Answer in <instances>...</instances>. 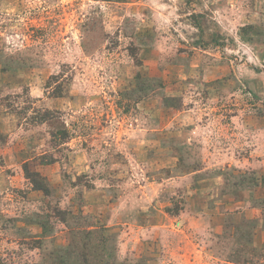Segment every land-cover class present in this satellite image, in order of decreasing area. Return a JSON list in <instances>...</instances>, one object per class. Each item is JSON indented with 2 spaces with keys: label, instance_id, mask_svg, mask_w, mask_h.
Segmentation results:
<instances>
[{
  "label": "rangeland",
  "instance_id": "rangeland-1",
  "mask_svg": "<svg viewBox=\"0 0 264 264\" xmlns=\"http://www.w3.org/2000/svg\"><path fill=\"white\" fill-rule=\"evenodd\" d=\"M0 264H264V0H0Z\"/></svg>",
  "mask_w": 264,
  "mask_h": 264
}]
</instances>
